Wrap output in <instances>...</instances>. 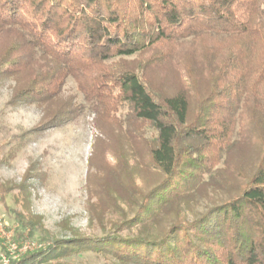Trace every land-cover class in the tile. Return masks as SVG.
I'll return each instance as SVG.
<instances>
[{
  "label": "trees",
  "instance_id": "1",
  "mask_svg": "<svg viewBox=\"0 0 264 264\" xmlns=\"http://www.w3.org/2000/svg\"><path fill=\"white\" fill-rule=\"evenodd\" d=\"M132 56L137 67L116 62ZM153 73L175 84L154 88ZM68 78L99 117L105 147L90 170L119 220L101 235L43 238L9 264L84 253L106 264H264V0H0L11 102L52 108ZM53 110L36 131L79 111ZM144 171L158 177L147 190Z\"/></svg>",
  "mask_w": 264,
  "mask_h": 264
},
{
  "label": "rangeland",
  "instance_id": "2",
  "mask_svg": "<svg viewBox=\"0 0 264 264\" xmlns=\"http://www.w3.org/2000/svg\"><path fill=\"white\" fill-rule=\"evenodd\" d=\"M116 62L137 67L140 57ZM148 77L158 89L176 81L175 74L167 78L153 73ZM15 87L14 79L0 81V264L7 260L9 264L27 251L44 246L47 242L43 238L101 235L103 229L109 231L112 223L119 220L105 212L108 200H103L105 205L96 194L98 175L91 172L90 163L100 164L105 145L99 117L85 107L84 95L75 80L67 79L59 105L49 109L45 105L11 102ZM64 103H72L78 114L68 116L70 120L59 127L35 130L45 126L53 109ZM108 156L111 163L115 162ZM157 180L154 172L144 171L137 182L147 190ZM22 184L27 186L26 197L19 193ZM126 212L131 215L129 210ZM19 214L40 218L41 226L35 230L23 227ZM66 263L106 264L92 253L67 259Z\"/></svg>",
  "mask_w": 264,
  "mask_h": 264
},
{
  "label": "built area",
  "instance_id": "3",
  "mask_svg": "<svg viewBox=\"0 0 264 264\" xmlns=\"http://www.w3.org/2000/svg\"><path fill=\"white\" fill-rule=\"evenodd\" d=\"M4 260L6 261V259H4ZM6 263H8V260H7V262H5V264H6Z\"/></svg>",
  "mask_w": 264,
  "mask_h": 264
}]
</instances>
